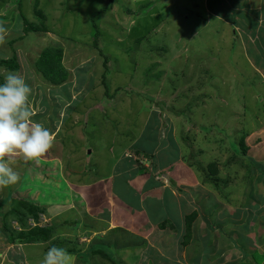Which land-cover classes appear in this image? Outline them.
Returning a JSON list of instances; mask_svg holds the SVG:
<instances>
[{
	"label": "rangeland",
	"instance_id": "rangeland-1",
	"mask_svg": "<svg viewBox=\"0 0 264 264\" xmlns=\"http://www.w3.org/2000/svg\"><path fill=\"white\" fill-rule=\"evenodd\" d=\"M113 1L20 0L19 11L18 0H0V21L9 30L0 59L15 56L14 73L32 88L33 121L57 133L39 164L17 160L19 182L0 192V264H41L51 247L67 246L70 239L72 247L85 249L73 254L81 258L75 264H149L158 258L157 251L150 256L159 248L155 235L150 238L160 231L152 222L157 214L141 218L124 208L109 220L111 230L92 237L81 227L84 219L71 214L74 199L56 189L66 190L69 168L89 183L95 170L109 176L119 150L135 144L148 152L154 138L174 148L171 156L182 157L156 176L172 181L166 186L179 199L176 206L189 205L178 208L180 214L197 211L189 236L185 219L178 231L165 219L170 228L157 241L191 262L200 251L192 240L201 232V252L214 247L219 255L207 262L264 264V0L239 6L236 0ZM101 8L108 10L94 17L93 27L91 17ZM20 12L34 29L27 35ZM47 56L63 71L59 84L39 70ZM8 72L0 67V83ZM25 203L43 213L38 222L27 217L19 230L16 213L27 214ZM3 224L15 238L23 234L17 244H9ZM34 227L51 229L50 237L23 239ZM57 227L64 238H54Z\"/></svg>",
	"mask_w": 264,
	"mask_h": 264
},
{
	"label": "crops",
	"instance_id": "crops-1",
	"mask_svg": "<svg viewBox=\"0 0 264 264\" xmlns=\"http://www.w3.org/2000/svg\"><path fill=\"white\" fill-rule=\"evenodd\" d=\"M236 1L239 2L236 6H239L241 3H246L244 0H242V2H240V0ZM221 2L224 4H232L230 0H221ZM148 143L151 146L150 151L148 152L142 148L135 147V144L132 147L129 146L127 149L119 150L115 156V159H117L114 166L112 167L113 172L109 176H104L99 175L97 170H95L97 174H95V179L92 183H89L90 180L86 176L82 177L84 178V181H81L77 179L75 175L69 174V172L73 173V170L68 167L69 172L67 173L69 174V177H67L66 173V177L63 178V185L66 190L62 192L60 187H57L56 189L58 190V193H63L64 196L66 195V197H71V199H74L75 206L72 207L74 211L72 210L71 214L75 215L76 221H80V217L84 219L81 223V227L85 229L84 233L92 231V237H97V233H100L103 228H106L107 231L111 230L112 225L111 223H108L109 220L113 222L111 217L113 215L118 216V214L123 213L122 211L124 208L127 210H137L138 215H143L140 216L141 218L146 217V215H150L149 217H152L154 214H157L152 222L154 223L156 229L160 231L151 232L150 238L155 235L156 246H159V248L153 252H150V256L152 257L151 253H155V251H157L156 254H158V258L153 255V258H151V262L149 264H181L180 261H183L182 264H212L207 261H215V257H217L219 260V255L213 251L214 247L210 248L211 252H201V232L198 234V237L196 236L192 240L195 241L192 244H194L195 247H198L197 251L199 249L200 251L196 254H192L191 262L188 260L190 258L187 259L188 261H185V258L183 257L182 259L180 256L181 253L169 251V249H167V244L157 241V239L161 238V236L165 233V229L174 226L178 231L180 222L183 221L185 217L191 212L185 210L187 207H189L188 204H183L181 202L180 205H183L176 206L179 199L173 197V191L170 187L166 186V184L172 186V181L169 179V177H167V175L165 176L166 178H164V180H166L167 183H164V181L159 179L160 176H156L159 171H161V169H163L167 164L177 160V158L182 157L171 156L169 153L174 148L170 149L171 147H169L167 144L161 146L160 142L155 138L153 140L150 139ZM126 151L130 152L131 155H135V159L130 155L126 156L128 154ZM88 154H90V152H88ZM137 155H142L143 159L139 157L136 159ZM72 164L78 165L77 163ZM83 196H87V198L90 199V204H87L86 198L84 199ZM57 203H59V205H56V207H59L60 202H56V204ZM180 207H185V211H183L181 214L178 212V208ZM138 210L141 212H138ZM165 219H169L172 223L170 227L166 226V224L169 222L166 223ZM92 225H95V228L89 229V227ZM99 225H102V227H99ZM58 228L60 227L54 229L53 236L60 234L62 237L57 235L54 236V238H64L63 236L65 235H63L61 232H56ZM183 230H186L185 224ZM204 238L205 237L203 235L201 239ZM117 242L122 243L123 238L119 239ZM72 244L73 240L70 239L67 246L63 245L62 248H66L67 250L78 249L77 246L72 247ZM84 250L85 249H80V251ZM262 254L263 252L261 255ZM94 256L96 255H93V257ZM246 256L248 257L247 254L244 255V257ZM19 259H22V257L18 258V261ZM109 259L111 260L110 257ZM170 259L173 260V262H169ZM78 260L80 259L76 257L75 261ZM237 264L249 263L242 261L241 263Z\"/></svg>",
	"mask_w": 264,
	"mask_h": 264
},
{
	"label": "clouds",
	"instance_id": "clouds-1",
	"mask_svg": "<svg viewBox=\"0 0 264 264\" xmlns=\"http://www.w3.org/2000/svg\"><path fill=\"white\" fill-rule=\"evenodd\" d=\"M9 30L0 21V47L8 42ZM31 86L19 73L8 72L0 83V192L20 180L13 165L18 159L39 164L54 147L57 133L34 122ZM41 264H75L66 248L51 247Z\"/></svg>",
	"mask_w": 264,
	"mask_h": 264
},
{
	"label": "trees",
	"instance_id": "trees-1",
	"mask_svg": "<svg viewBox=\"0 0 264 264\" xmlns=\"http://www.w3.org/2000/svg\"><path fill=\"white\" fill-rule=\"evenodd\" d=\"M110 2H111V4L115 3V1H113V0H110ZM17 9L19 11L21 10L20 0H18V8ZM107 10H108L107 8H101V9H99L97 11L96 15H92V17H91V23H92L93 27H95L94 17L97 16V15H101V14L105 13ZM19 16H20V18L22 20L21 21L22 22L21 28H22V31L25 33V35H27L30 31H34V29L29 26L27 20L25 19V17L22 15L21 12H20ZM94 46L96 47V44L95 43H94ZM56 55H57V53H56ZM99 55L103 56L100 51H99ZM53 61L54 60H52L50 56L45 57L43 60H41L39 62V70L43 72L44 77L48 81H50L53 84H59L64 79L63 71L62 70L58 71L57 70V66L54 64ZM106 62H107V59L104 57V64H103L104 67H105V63ZM0 67H3L5 69H7L8 71H13V72L17 71L18 70V64H17V61H16L15 56H13L10 59H6V60L0 59ZM56 77H59V79H56ZM208 128H205L204 130L206 131ZM232 148H234V150L236 151V153H239L238 152V149H236V147L234 145H232ZM25 206H27V207L29 206V210L27 211V214L21 215L22 213L19 214L14 209H12L13 211H11L12 214L14 213V211L17 212L16 213V216H18L19 218L17 217V220L18 221L16 223L18 225L19 230H23V228L25 227V222H26V218L27 217L32 218V220L38 222V220H37V214L39 215L40 212L43 213V209H40V208H37V207L35 208L33 205H30V204H26L25 203ZM33 210H34V212H33ZM37 211H38V213H37ZM196 213H197V211L195 210L191 215H188V216L185 217V220H184V224H185V228H186L185 238L187 236H189V229H190V227H191V229L193 227V222L195 220ZM2 228L8 234L7 241L9 242V244H17L16 242H17L18 239L16 240V238L23 237V234H17L19 236L15 238L14 235H12V232L10 233L9 231H7V228H6V226L4 224L2 225ZM34 229L35 230L33 232L28 231V234L26 233L23 239H25L27 241H32L34 239H37V237H38L39 239H42V240L46 241L47 237L48 236L50 237V235H51V233H50V230L51 229H40V228H36V227H34ZM23 239H21V240H23ZM185 241H186V239H185ZM110 244H112V243H110ZM113 245H115V243H113ZM67 251L69 253H71V252L74 253V254L77 253L78 256L81 254L80 253L81 252L80 249H72V250L71 249H68ZM92 253L99 254L100 253V250L97 249L96 251H93ZM18 258L19 257H17L16 260H18ZM78 259H81V258L78 257Z\"/></svg>",
	"mask_w": 264,
	"mask_h": 264
},
{
	"label": "bare ground",
	"instance_id": "bare-ground-1",
	"mask_svg": "<svg viewBox=\"0 0 264 264\" xmlns=\"http://www.w3.org/2000/svg\"><path fill=\"white\" fill-rule=\"evenodd\" d=\"M243 83V82H242Z\"/></svg>",
	"mask_w": 264,
	"mask_h": 264
}]
</instances>
